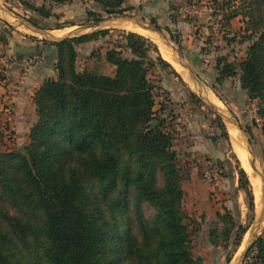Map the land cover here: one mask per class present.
Wrapping results in <instances>:
<instances>
[{"label": "trees", "instance_id": "16d2710c", "mask_svg": "<svg viewBox=\"0 0 264 264\" xmlns=\"http://www.w3.org/2000/svg\"><path fill=\"white\" fill-rule=\"evenodd\" d=\"M93 1L107 14L124 11L125 0ZM235 1L241 7L229 9L225 19L229 23L241 17L242 39L251 44L237 64L218 58L214 81L220 86L238 77L264 119V0L226 3ZM26 6L44 20L53 16L44 6ZM8 33L0 36L3 46ZM108 33L44 43L56 49V77L45 79L33 94L37 120L27 146L0 153V264H203L192 253L183 175L150 81L156 67L171 66L150 41L125 33L121 44L103 56L114 68L111 76L78 72L76 47ZM245 132L252 139L249 127ZM238 188L252 212L251 187L242 169ZM215 217L208 242L216 246L219 231L226 241L235 231L234 246L239 247L247 227H236L226 210ZM242 262L264 264V236L257 237Z\"/></svg>", "mask_w": 264, "mask_h": 264}, {"label": "rangeland", "instance_id": "374dc122", "mask_svg": "<svg viewBox=\"0 0 264 264\" xmlns=\"http://www.w3.org/2000/svg\"><path fill=\"white\" fill-rule=\"evenodd\" d=\"M227 1L125 0L121 7L124 11L120 15L103 12L93 0H69L64 5L43 3L41 0H0V8H4L8 15L10 14L11 17L7 18L8 21L19 30L21 36H25L28 43H36V40L47 43L55 38H62L67 32L55 31L48 34L39 29H37L39 32H34L25 27L28 25L26 22L28 19L36 23L38 27L46 29L45 31L63 30L69 25L75 24L77 28L69 31V34L76 36L108 30L109 33L106 37L86 43L83 47L81 45L82 48H77L75 66L78 72L85 70L97 74H110V71L106 70L103 56L108 50L121 44L123 34L134 33L141 36L131 31L130 28L134 27L148 29L156 34L164 45L174 49L176 59L179 56L181 63L187 69L182 67L179 71L181 73H178L170 65L171 69L165 70L156 67L151 71L150 81L157 88L156 110L160 112L163 108L164 113L161 115L170 113L165 117L166 124L170 128L175 124L184 126L186 121L192 123L200 121V124L205 126L206 133L218 145L217 148L221 153L215 159L211 158V155L190 159L183 155L179 147L180 139L174 137L176 142L173 143L172 151L175 152L176 162L183 175L182 187L185 201L183 212L186 216L188 230L191 233L192 253L195 257L202 253H206L208 257L207 254H209L211 264H213L215 253L222 256L220 260L222 264H244L241 253L247 246L253 244L257 237L264 236V133L262 131L264 119L258 115L257 102L249 100L246 92L240 88L238 77L227 79L220 86L216 85L214 81L216 60L225 58L228 62L237 64L245 58L246 50L251 44V42L242 39L244 23L241 17H236L227 23L225 16H227L229 9L234 10L241 7L238 1L229 4L226 3ZM27 4L36 7L44 6L45 10L53 16L44 20L40 15L28 10ZM95 19L99 22H96ZM119 22L124 23L120 24ZM169 24L175 25L176 29L168 28ZM155 27L159 29L158 34L151 30ZM182 31L188 33L189 36L188 42L184 44L181 43L180 33ZM8 37H6L7 42ZM141 37L150 41L162 58L156 43L147 37ZM26 52L27 50L22 47L14 48L11 55L4 49L0 50V57L4 59V64L0 66V81L4 83L5 93L13 90L12 87L16 84L13 82H16L18 77L23 76L26 72L24 67L27 69L32 67L31 62L28 63V66L19 67L20 61H22L20 58H27L22 57ZM151 56L154 59L156 57L155 54H151ZM123 57L128 58L129 56L123 54ZM172 71L178 77H175ZM198 88L212 93L222 106L219 108L211 104L199 92ZM189 92L193 93L195 97H190ZM170 93L173 94V98H170ZM172 99L174 100L173 103L171 102ZM1 101L2 99H0ZM9 102L7 99L1 105L9 109L11 107ZM170 110L173 115H171ZM9 112L10 110L7 111L6 115ZM6 122V118L0 117V153L22 151L28 144L25 140L26 135L24 133L17 134ZM247 127L251 129L252 139H249L245 132ZM230 129H234L239 135L241 155H236L231 145ZM246 145H249L253 156L247 152ZM210 160H216L217 164H214L220 169L221 178L218 181L208 183L203 179L202 173L205 167L212 163L208 162ZM250 161L253 162L255 171L252 170ZM191 167L196 168V179L206 188L204 198L196 199L198 198L196 194L193 201L186 179V176L190 174L188 171ZM239 169H242L247 176L254 208L252 212L248 211L247 198L244 194L243 204L242 200L239 205L233 204L232 216L234 225L247 227V231L241 238L240 246L235 247V231L226 241L220 234L221 231L219 230L221 229H219L215 238L217 245L213 246L208 242L209 231L213 228L211 225L214 220L212 211L214 209L219 210L221 203L226 200L214 197L215 193H212L208 187L216 188L223 178L230 182L232 175H236L238 178ZM212 203L214 205L211 206ZM143 209L146 211L145 215L148 216L150 212L146 210L145 206ZM220 228L223 227L220 226Z\"/></svg>", "mask_w": 264, "mask_h": 264}, {"label": "crops", "instance_id": "0c3cea01", "mask_svg": "<svg viewBox=\"0 0 264 264\" xmlns=\"http://www.w3.org/2000/svg\"><path fill=\"white\" fill-rule=\"evenodd\" d=\"M0 13L4 14V16L0 15V36L3 34L4 29H7V26L10 29L8 30L9 32L8 35H6L7 37L10 36L8 37L9 40L8 42L6 41V44L4 46L1 45L0 50L4 49V51L6 50V52L11 55L14 48L16 49V48L22 47L27 50L25 54L26 56L24 55L22 57L23 58L27 57V58L25 59L20 58V60L22 61H20L21 65L19 67L28 66V63L30 62L32 65V67H29L28 69L24 67V71L26 72L23 74V76L18 77V80L16 82L15 81L13 82L16 84L14 87H12L13 90H11L10 92L5 93L3 89L4 83L0 81V99H2V101L0 102V117L6 118L7 125L13 131H16L17 134L20 135L24 133L26 135L25 140L28 142V137H27L28 132L37 120L36 115H35V107L32 102V97H33L35 90L42 84V82L45 79H55L56 77V69H55L56 68V59H55L56 49L53 47L46 46L43 41H39V40H36L37 41L36 43H28L25 40V36H21L19 30L8 21L10 14L8 15L7 11L2 7L0 8ZM122 23L124 22H121L120 24ZM174 26L175 25L169 24L168 28L176 29ZM74 28H77V25L71 24L69 25V27L63 30H59V29H54L51 31L44 30V32H47L48 34H50L49 32L57 31L61 33L62 31H67L66 34L62 36V38H66V37L74 36L73 34H69V31L73 30ZM133 29H145L148 33L154 36L156 35L144 27H137V28L134 27ZM180 34H181V39H182L181 43L182 44L187 43L188 42L187 39L189 38L188 33H186L185 31H182ZM156 37L158 36L156 35ZM62 38L60 37V39ZM57 40L58 38H55L53 40H50V42H47V43H54ZM161 45H163V43ZM83 46L84 45H82V47ZM82 47L80 46L76 47V53L78 52V49ZM164 48L168 49L171 52V54L174 57V61L177 64L174 50H172L171 47L166 46V45H164ZM3 64L4 62H0V66ZM104 64L106 65V70L110 71V74H103V75L111 76L113 74L114 68L109 66L105 62ZM178 65L181 67L180 64ZM198 90L203 96H205V98L211 104L219 108L222 106L221 102L212 93H210L209 91H205L202 88L201 89L198 88ZM170 94H171L170 98H173V94L172 93ZM7 99L10 101L9 103H11V107L9 108L10 112L6 115L7 109L3 107L2 105L5 103ZM173 101L174 100L172 99L171 102L173 103ZM169 114L163 115V118H165ZM171 115H173L172 112H171ZM183 125L184 126H179L175 124L174 126H171L170 131L172 132L173 139L174 137L176 139H180L179 147L182 150L184 156L189 157L190 159H194V157H204L206 155H209V156L211 155L210 157L215 159L221 155V153L219 152L217 148L218 145L213 141V139L210 138V135L206 133L205 126L200 124V121L197 123L186 121L185 124ZM231 130L238 136V142H240L239 135L237 134V132L234 129H231ZM174 142H176V140L175 141L173 140V143ZM243 155L244 154L242 153V156ZM208 162H212L214 164L216 163V160H210ZM195 169L196 168L191 167L190 170L188 171L190 174L186 176L187 182L189 183V191H190V197L192 201L194 198H196L195 196L196 194L198 195V198L196 199H200V198H204V194L206 193V188H204L203 184L201 185V182H199L196 179ZM182 186L183 185L181 182V189L183 190ZM208 189H211V192L215 193L214 197L223 198L226 200L224 203H221L222 205L219 210L214 209V211H212L213 212L212 215L214 217L213 218L214 220L212 222L216 221L215 216L217 213L222 214L223 211L226 210V211H229L230 214L232 215L233 204L235 205L236 203L239 205L241 200L243 204L244 193L243 191L241 193V190L238 188V178L236 175L231 176L230 182L227 179L223 178L221 182L217 184L216 188L208 187ZM184 203L185 201L183 200V206H184ZM210 205L212 206L214 205V203ZM207 255L208 257L206 256V253L205 254L202 253L198 256L202 259L203 264H211L210 256L209 254ZM221 258L222 256L220 254L215 253L213 256L212 263L222 264V261H220Z\"/></svg>", "mask_w": 264, "mask_h": 264}, {"label": "bare ground", "instance_id": "6f19581e", "mask_svg": "<svg viewBox=\"0 0 264 264\" xmlns=\"http://www.w3.org/2000/svg\"><path fill=\"white\" fill-rule=\"evenodd\" d=\"M130 29H132L131 31H133L135 33H138L141 36L147 37V38L151 39L153 42H155L156 45H157V47H158V50H159V52H160V54L162 56V58L166 62H168L169 64H171L175 68V70L178 71V73H181L179 71H180V69H181L182 66L180 67L178 65V63L177 64L175 63L174 57L171 54V52L168 49H166L167 47L164 48V44L161 45L162 42L160 41V39L158 37H156V35L154 36V35L148 33L145 29H133V28H130ZM175 58H176V56H175ZM229 133H230V136H231V143L233 145L234 152L236 153V155H241V152L242 151H240L241 149H240V146L238 144L239 143L238 142V136L231 129H230ZM240 158H241V156H240Z\"/></svg>", "mask_w": 264, "mask_h": 264}, {"label": "built area", "instance_id": "2783aa9c", "mask_svg": "<svg viewBox=\"0 0 264 264\" xmlns=\"http://www.w3.org/2000/svg\"><path fill=\"white\" fill-rule=\"evenodd\" d=\"M0 48H1V44H0ZM0 62H4V59L0 57ZM9 109H7L8 111ZM202 177L203 179L208 182H214V181H218L221 178V172L220 169L217 167V165L211 163L209 165H207L202 173Z\"/></svg>", "mask_w": 264, "mask_h": 264}, {"label": "water", "instance_id": "95a60500", "mask_svg": "<svg viewBox=\"0 0 264 264\" xmlns=\"http://www.w3.org/2000/svg\"><path fill=\"white\" fill-rule=\"evenodd\" d=\"M27 24H28V23H27ZM25 26H26L28 29L33 30L34 32H39L36 28L31 27L29 24H28V25H25ZM95 26L98 27V25H95ZM92 27H94V26H92ZM31 28H32V29H31ZM151 30L157 33V31H156L155 29H151ZM157 34H158V33H157ZM71 37H77V36L74 35V36H70V37H66V38L58 39V40L55 41V42H59V41H62V40H64V39L71 38ZM171 48H172V47H171ZM172 50H174V49L172 48ZM176 61H177V63L180 64L184 69H187V68L181 63V58H180L179 56H178V59H176ZM246 150H247V152H248L251 156H253V153H252V151L250 150L249 145H246ZM250 165H251V167H252V170L255 171V167H254L253 162L250 161ZM251 245H252V244H251ZM251 245H250V246H251ZM250 246H247V247L245 248V250L241 253V257H242V258L245 257V255L247 254V252H248L249 249H250ZM242 260H243V259H242Z\"/></svg>", "mask_w": 264, "mask_h": 264}]
</instances>
